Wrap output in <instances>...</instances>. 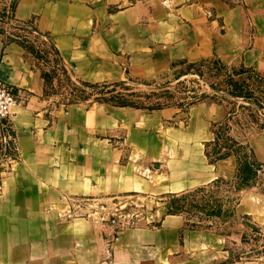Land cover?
Returning a JSON list of instances; mask_svg holds the SVG:
<instances>
[{
	"label": "crops",
	"instance_id": "crops-1",
	"mask_svg": "<svg viewBox=\"0 0 264 264\" xmlns=\"http://www.w3.org/2000/svg\"><path fill=\"white\" fill-rule=\"evenodd\" d=\"M13 4L15 23L47 35L82 84L154 83L208 61L264 77V0H0V9ZM0 78L23 94L12 110L14 162L0 144V264H259L229 262L219 239L184 229L161 203L132 226L125 209L133 197L212 182L204 144L227 106L196 105L182 127L173 110L71 104L49 93L64 82L53 63L4 37ZM174 116L178 129L164 125ZM252 141L264 155V132ZM158 163L165 184L156 169L148 179Z\"/></svg>",
	"mask_w": 264,
	"mask_h": 264
},
{
	"label": "rangeland",
	"instance_id": "rangeland-1",
	"mask_svg": "<svg viewBox=\"0 0 264 264\" xmlns=\"http://www.w3.org/2000/svg\"><path fill=\"white\" fill-rule=\"evenodd\" d=\"M222 66L212 61L201 62L182 66L154 83L129 79L119 84L99 85L108 86L106 90L82 83L84 89L73 88L65 79L49 93L71 104L115 107L119 106L110 101L111 97L121 96L133 104L131 108L147 114L176 111V116L179 115L184 123L182 127L187 126L190 110L196 105L219 103L227 106L225 119L211 123L210 141L204 144L212 182L181 195L166 194L163 189L164 193L155 198L161 201L149 197L137 201L133 197L125 204V209L132 216V226L137 220L134 216L153 210L155 203L157 206L161 203L164 214L183 218L184 229L210 234L212 242L219 239L221 246L225 245L229 262L264 264V155L252 143L256 134L264 132V77L251 75L253 78L247 80L245 89L251 94L250 98L234 97L230 94L234 87L225 81L240 70ZM176 116L166 119L164 125L178 129ZM220 125L225 127L219 131ZM242 146L246 149L243 164L236 155ZM155 169L165 184L169 173L160 164L148 169V179Z\"/></svg>",
	"mask_w": 264,
	"mask_h": 264
},
{
	"label": "built area",
	"instance_id": "built-area-1",
	"mask_svg": "<svg viewBox=\"0 0 264 264\" xmlns=\"http://www.w3.org/2000/svg\"><path fill=\"white\" fill-rule=\"evenodd\" d=\"M14 10L15 4L4 10L0 9V38L4 37L6 40L33 43L36 52L40 56V59H37L41 65L48 66L52 62L54 69L56 68L62 74L63 80L67 79L73 88L79 87L84 89L82 84L72 80L61 67L60 63L56 61L58 57L47 35L38 32L29 34L19 30L21 26L14 21ZM250 37L254 38L252 32L250 33ZM21 95L23 94L16 91L13 86L0 78V144L2 147V160L14 162L17 159L18 143L12 124V110L20 104ZM67 102L69 103L68 100Z\"/></svg>",
	"mask_w": 264,
	"mask_h": 264
},
{
	"label": "trees",
	"instance_id": "trees-1",
	"mask_svg": "<svg viewBox=\"0 0 264 264\" xmlns=\"http://www.w3.org/2000/svg\"><path fill=\"white\" fill-rule=\"evenodd\" d=\"M19 30L29 33V34H33V32H37L35 29H31L29 27H24L21 26L19 28ZM8 41H12V40H8ZM24 45V47L30 52L32 53L36 58L40 59V56L38 55V53L35 50V45L31 42L28 41H22L20 42ZM55 50V49H54ZM56 56L58 57V54L55 50ZM56 61L58 62V58H56ZM215 65L219 66V63L216 61H212ZM223 67V66H222ZM251 75H255V76H260L259 74L253 72V71H249V70H240L235 72L234 76H229L227 77V80L225 81L227 85H232L234 88L232 91H230L232 94V96L234 97H242L243 98H250L251 94L248 92L247 89H245V85L248 79L253 78L251 77ZM238 77V79H235L234 77ZM233 77V78H232ZM44 78L46 79V82H48V84H50L52 82V78L50 75L48 74H44ZM90 88L93 89H100L102 88V90H106L108 88V86H99V85H86ZM110 101H112L116 106L119 107H133V104L130 103L128 100H126L125 98L121 97V96H113L111 97ZM225 127V125H220L218 130H223ZM217 134V133H216ZM239 157V161H242V164L244 162L243 159L246 158V149L244 146H242V148H240L237 152H236ZM240 164V165H242Z\"/></svg>",
	"mask_w": 264,
	"mask_h": 264
},
{
	"label": "water",
	"instance_id": "water-1",
	"mask_svg": "<svg viewBox=\"0 0 264 264\" xmlns=\"http://www.w3.org/2000/svg\"><path fill=\"white\" fill-rule=\"evenodd\" d=\"M1 134V133H0Z\"/></svg>",
	"mask_w": 264,
	"mask_h": 264
}]
</instances>
